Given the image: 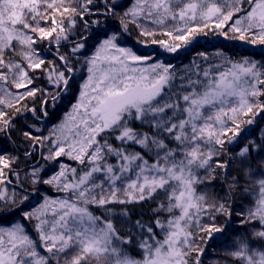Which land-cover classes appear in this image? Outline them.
<instances>
[{
  "label": "snow or ice",
  "instance_id": "1",
  "mask_svg": "<svg viewBox=\"0 0 264 264\" xmlns=\"http://www.w3.org/2000/svg\"><path fill=\"white\" fill-rule=\"evenodd\" d=\"M262 124L264 0H0V264H264Z\"/></svg>",
  "mask_w": 264,
  "mask_h": 264
},
{
  "label": "trees",
  "instance_id": "2",
  "mask_svg": "<svg viewBox=\"0 0 264 264\" xmlns=\"http://www.w3.org/2000/svg\"><path fill=\"white\" fill-rule=\"evenodd\" d=\"M200 47L196 48L195 51H204L207 50L208 52H213L215 51L214 45H222L226 44L225 41H223V38L217 39L216 37L209 36L207 38L201 37L199 40ZM227 47L230 51L235 52V57L238 58L241 53H251L254 52L256 54L255 58L260 59L261 58V48L260 47H252V46H247V45H242V44H227ZM194 55V53L190 54L188 57H184L183 54L179 58H177L176 62H179L180 60H183L184 63H187L188 60L191 59V56ZM264 126V124H262ZM211 253V249L209 250ZM206 264H209V262L206 261Z\"/></svg>",
  "mask_w": 264,
  "mask_h": 264
}]
</instances>
